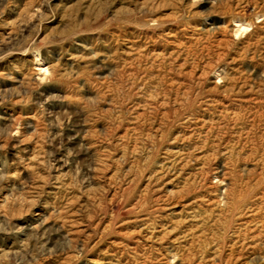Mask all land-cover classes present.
Here are the masks:
<instances>
[{
	"label": "rangeland",
	"instance_id": "obj_1",
	"mask_svg": "<svg viewBox=\"0 0 264 264\" xmlns=\"http://www.w3.org/2000/svg\"><path fill=\"white\" fill-rule=\"evenodd\" d=\"M224 184L264 234V0H0V264H264Z\"/></svg>",
	"mask_w": 264,
	"mask_h": 264
},
{
	"label": "bare ground",
	"instance_id": "obj_2",
	"mask_svg": "<svg viewBox=\"0 0 264 264\" xmlns=\"http://www.w3.org/2000/svg\"><path fill=\"white\" fill-rule=\"evenodd\" d=\"M204 125V124H203ZM205 127V126H204ZM195 129V128H194ZM207 130V128H206ZM205 130V131H206ZM190 139V138H189ZM189 142V141H187ZM189 145V144H188ZM190 146V145H189ZM197 146V145H196ZM183 149V148H182ZM188 149V148H187ZM165 150V153L167 155V159H169L172 155H175L174 157V162H173V165L170 166V169H172L173 171H177V165H180L182 168L185 167L188 163H185V164H181V161H180V154H183L184 153V150L182 151L181 149H178V150H173V148L171 150ZM165 155V156H166ZM178 159V160H177ZM192 160V159H191ZM192 162V161H191ZM162 166V165H161ZM162 168V167H161ZM180 168V167H179ZM181 168V169H182ZM160 175L157 179H160V180H166V175L163 174L162 172H158ZM169 181L171 182V180H167V184H169ZM188 184V183H187ZM184 187V186H183ZM224 188V195H223V198L225 200V204L222 208L221 211H226V212H229L231 214L230 216V219L227 221V224L225 225L224 229H223V232H222V236L221 238H227V237H230L231 238V241L234 239V241H232L233 243H236V242H239V239H247L249 238L250 240H256V239H259L261 237H263V233L258 230L259 227L256 226V228H253L252 230L250 228H248L247 226H245L246 228L245 229H242V222H237L238 220L241 219V216L243 214V208H247V210L249 208H251L250 206L249 207H246L242 204H240L238 202V199L234 201V199L232 198L233 196L236 197V193H235V189L233 188H229L228 185L224 184L223 186ZM223 190V189H222ZM184 191V190H183ZM182 191V192H183ZM186 193V190L184 191ZM180 193V192H179ZM232 196V197H231ZM204 197V196H203ZM231 198L233 199L234 202H230L229 200H231ZM161 199V198H160ZM203 199L200 198V197H197L195 198L192 202L186 204V206L184 207L185 210H187V214L185 215L184 219H187L191 222H193L190 226L191 228H189V230H186L184 232V234H182L181 236H183L182 238H186L187 235H190V238L192 239V244L196 241H198L201 237H203L204 233H205V230H206V227L208 224H210V219H211V213L210 214H207L206 212L204 213H200L199 211L195 210L194 207H193V204L197 203V202H200L202 201ZM164 201V200H163ZM170 202V201H169ZM214 202V201H213ZM238 202V203H237ZM34 203V202H32ZM168 203V202H167ZM248 204V203H247ZM250 204V203H249ZM163 208V207H162ZM219 209V208H218ZM250 210V209H249ZM255 211V209H254ZM212 212V210L210 211ZM225 212V213H226ZM222 213V212H221ZM238 213V214H237ZM237 215L236 217H234V215ZM37 216H41L40 212H37V214H35ZM215 216V215H214ZM245 216V215H244ZM234 217V218H233ZM147 217H143L142 219H146ZM257 220V219H256ZM259 220V219H258ZM139 221V220H138ZM137 221V222H138ZM160 222V221H159ZM171 222V221H169ZM183 223V221H181ZM259 223V221H257ZM215 221L214 223L211 222L210 225H215ZM235 224V226H234ZM248 224V223H247ZM147 224H145L146 226ZM150 225V224H149ZM140 226V225H139ZM145 226L143 225V228H145ZM209 226V225H208ZM259 226H262L264 227V224L262 223L261 225ZM142 228V229H143ZM155 228V227H154ZM176 227H173L170 228L171 231H167L166 234H170V233H173V231L175 230L176 231ZM199 228V229H198ZM140 230V229H139ZM155 230V229H153ZM201 231V232H200ZM189 232V233H188ZM251 232V233H250ZM145 233V232H144ZM165 233V232H164ZM158 235L156 236L154 234V232L150 233L148 235V238H147V242H153V241H157V240H160L159 242H162L161 240H163V237H158ZM153 238L157 239V240H153ZM204 238V237H203ZM182 240V239H181ZM184 240V239H183ZM177 241H179L177 239ZM176 241H174L173 243H175ZM172 243V244H173ZM198 244V242H197ZM115 245V244H114ZM205 245H208V243H206ZM163 246V245H162ZM169 246V245H168ZM167 245L163 248H165L167 250V254H171L173 251H172V248H171V245L170 247H168ZM204 246V245H203ZM118 247H121L120 245ZM118 247H115L116 251L114 252H109V254H107L108 256H106L105 258L107 260L104 259V261L101 260L100 264H131L132 262H135L138 263L137 264H141L142 263V260H138L140 258V254H138L137 252V249H136V246L135 248H131L129 247L128 245H126L124 248H118ZM205 247V246H204ZM148 248V247H147ZM157 248V247H156ZM206 248V247H205ZM140 249V248H139ZM156 250V249H154ZM158 250V249H157ZM140 253V252H139ZM162 254V253H161ZM177 255V253H175ZM174 255V254H172ZM171 255V256H172ZM169 257V256H168ZM163 255L161 257V259H163ZM177 258V257H176ZM188 258V257H186ZM214 258V257H213ZM156 259V258H154ZM126 260V261H125ZM129 260L130 263H129ZM160 260V259H158ZM157 260V261H158ZM125 261V262H123ZM140 262V263H139ZM135 263V264H136Z\"/></svg>",
	"mask_w": 264,
	"mask_h": 264
}]
</instances>
